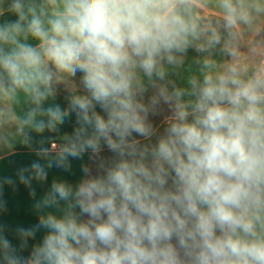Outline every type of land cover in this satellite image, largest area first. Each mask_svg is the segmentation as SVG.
Wrapping results in <instances>:
<instances>
[{
  "label": "clouds",
  "instance_id": "9594fccd",
  "mask_svg": "<svg viewBox=\"0 0 264 264\" xmlns=\"http://www.w3.org/2000/svg\"><path fill=\"white\" fill-rule=\"evenodd\" d=\"M194 3L0 0V9L7 5L17 17L0 23V94L15 99L23 92L36 106L20 120V131L55 129L75 111L79 127L56 166L88 149L99 153L102 141L118 156L74 193L53 182L44 205L72 197L68 210L41 217L37 227L47 233L27 256L0 237L4 264H264V62L251 75L247 66L230 64L190 78L188 89L169 90L167 66L181 65L190 47L202 52L220 42ZM217 5L229 30L251 26L264 13V0ZM77 73L86 94L74 93L66 109L43 108L53 82ZM149 87L156 92L145 104ZM161 101L172 113L164 134L141 145L133 134L151 140L149 113ZM52 166V160L33 162L34 178L46 179ZM23 171L19 179L29 184Z\"/></svg>",
  "mask_w": 264,
  "mask_h": 264
},
{
  "label": "crops",
  "instance_id": "0c3cea01",
  "mask_svg": "<svg viewBox=\"0 0 264 264\" xmlns=\"http://www.w3.org/2000/svg\"><path fill=\"white\" fill-rule=\"evenodd\" d=\"M194 5L200 10V17L223 19L217 0H195ZM233 29L242 46H250L264 30V13L257 16L251 26L239 24ZM70 100V96L54 91L53 96L43 101L42 107L58 104L62 109H66L70 106ZM34 107L36 106L23 92L18 93L15 99H8L0 94V237H6L15 252L24 256L29 254L34 245L42 243L47 233V229L37 227L41 217L48 213L64 215L68 210L69 201L72 200L70 197L69 201L61 200L59 205H44V197L52 191L53 182L66 183L74 193L83 183L95 154L88 149L78 158L69 157L64 166H56L55 160L59 151L50 149V143L57 141L64 145L68 142L66 138L71 137L79 127L77 113L70 111L64 123L58 124L55 129L46 128L38 133L30 127H25L21 132L20 120ZM96 111L104 117V109L99 105H96ZM38 119L46 121L47 117L38 116ZM42 149L48 150L46 155H38ZM48 160L53 161V166L45 168L46 179H35V172L31 169L32 163L39 161L46 164ZM22 171L25 177L30 178L29 184L20 181ZM9 178L13 182L5 183ZM74 211L83 222L84 214H80L78 207ZM21 229L26 231L35 229V235L25 237L21 234ZM0 264H4L2 256Z\"/></svg>",
  "mask_w": 264,
  "mask_h": 264
},
{
  "label": "rangeland",
  "instance_id": "374dc122",
  "mask_svg": "<svg viewBox=\"0 0 264 264\" xmlns=\"http://www.w3.org/2000/svg\"><path fill=\"white\" fill-rule=\"evenodd\" d=\"M42 0H36V3H41ZM5 8L0 9V15L7 10ZM204 18L203 23L207 24L211 29L217 31L220 36V42L206 47V59L210 64V72L218 73L224 71L230 64H238L241 66H247L248 75H251L255 69L264 62V32L259 34L257 39L250 46H242L240 41L237 40L235 35L229 33V29L226 30V34H223V27L215 22L212 18ZM186 55L183 56L185 60ZM49 67L55 71L52 65ZM81 73H77L75 77H66L60 81H54L53 87L56 90L64 91L68 94L84 93L86 91L81 83ZM72 97V96H71ZM171 109L167 104L158 106L157 111L149 113L148 120L154 126L157 123H164L171 115ZM160 120H163L161 122ZM102 149L107 148L104 142H101Z\"/></svg>",
  "mask_w": 264,
  "mask_h": 264
},
{
  "label": "trees",
  "instance_id": "16d2710c",
  "mask_svg": "<svg viewBox=\"0 0 264 264\" xmlns=\"http://www.w3.org/2000/svg\"><path fill=\"white\" fill-rule=\"evenodd\" d=\"M193 12L200 14V10L193 5ZM202 18V17H201ZM212 18L215 22L220 24L223 27V34H226V28L224 27V20L218 17H208ZM17 17L15 14L10 13L9 11H6L0 15V23H2L5 20L8 21H15ZM204 21V18H202V23ZM264 30L261 32L263 33ZM230 34H234L236 37V31L234 29L229 30ZM260 33V34H261ZM29 43L35 45L37 42L35 40L30 39ZM186 58L183 60L182 64L176 67L173 66H167L168 67V75L166 77V83L169 88V90L172 89L173 86L181 88V89H188L190 88V85L188 83L189 79L192 77H195L199 80H202L203 75L207 72H210V64L208 63L206 59V52H198L195 47H190L185 54ZM207 63V67L205 66ZM158 81L157 83H165ZM52 89L56 92H62L66 94L67 96H72L73 94H68L64 91L56 90L53 85ZM156 89L153 87H149L148 91L144 94V102L147 104L150 100V98L155 94ZM75 94H84V93H75ZM164 102L161 101V103L158 106L163 105ZM151 113V112H150ZM171 115H169L170 117ZM104 118H107V113L104 110ZM163 122V120H160ZM167 127V121L164 123H157L153 126L155 129V135L151 138V140H146L142 137L136 136L134 133L133 136L136 137L138 140L141 141V145H149L152 143H155L156 139L164 134L165 128ZM118 159V156L113 151L109 150L108 148H105L103 150H100L99 153H95L91 159L90 165L88 167L86 176L84 181L96 178L98 176H102L105 174V168L110 167L114 164V162ZM103 163L104 168H101L100 165ZM83 181V182H84ZM88 219L87 214H84L83 216V222H86Z\"/></svg>",
  "mask_w": 264,
  "mask_h": 264
},
{
  "label": "built area",
  "instance_id": "2783aa9c",
  "mask_svg": "<svg viewBox=\"0 0 264 264\" xmlns=\"http://www.w3.org/2000/svg\"><path fill=\"white\" fill-rule=\"evenodd\" d=\"M62 146L63 145L57 141H52L50 143V149H52L53 151H59Z\"/></svg>",
  "mask_w": 264,
  "mask_h": 264
}]
</instances>
